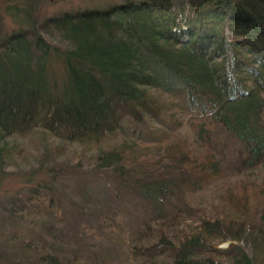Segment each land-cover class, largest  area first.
<instances>
[{"label":"trees","instance_id":"1","mask_svg":"<svg viewBox=\"0 0 264 264\" xmlns=\"http://www.w3.org/2000/svg\"><path fill=\"white\" fill-rule=\"evenodd\" d=\"M23 1L24 26L0 36V187L12 177L32 195L4 212L48 215L67 173L110 175L150 206L139 225L106 215L110 261L32 238L20 264H264V0H123L40 19L42 0Z\"/></svg>","mask_w":264,"mask_h":264},{"label":"rangeland","instance_id":"2","mask_svg":"<svg viewBox=\"0 0 264 264\" xmlns=\"http://www.w3.org/2000/svg\"><path fill=\"white\" fill-rule=\"evenodd\" d=\"M0 0V36L9 33L18 26H24L25 16L22 8L23 0H12L2 5ZM123 0H42L35 11L37 19L59 15L63 12H77L89 9H104ZM14 16H10L11 14ZM221 153L227 162H231L237 153V145L228 140L222 142ZM28 157L27 160H30ZM63 159V158H62ZM62 159H58L62 161ZM55 166H63L56 162ZM110 175H72L59 174L54 185V192H48L56 205V210L48 215H40L29 211L30 215H22L18 221L12 220L6 208L18 210L15 204L30 199L31 191L27 194L28 186H23L15 178L10 177L5 186L0 187V264H20L29 261V250L25 246L32 238L42 243L50 241L52 245L68 252L91 254L97 260L103 258L110 261L117 256L116 245L102 227L115 224L106 216L114 209L121 211L124 225H139L143 217L149 212L144 207L150 205L135 198L126 190L118 186ZM41 189V188H40ZM17 193L4 192L16 191ZM4 195V196H3ZM8 200V201H6ZM175 205H181V200H172ZM37 208L35 202L31 203ZM30 219H36L40 224L37 228ZM20 221V222H19ZM43 233V234H41ZM117 237V236H116Z\"/></svg>","mask_w":264,"mask_h":264},{"label":"water","instance_id":"3","mask_svg":"<svg viewBox=\"0 0 264 264\" xmlns=\"http://www.w3.org/2000/svg\"><path fill=\"white\" fill-rule=\"evenodd\" d=\"M230 244L229 240L220 241L215 244L216 248H226Z\"/></svg>","mask_w":264,"mask_h":264}]
</instances>
